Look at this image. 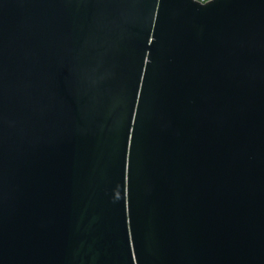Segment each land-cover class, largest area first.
<instances>
[{"label":"water","instance_id":"obj_1","mask_svg":"<svg viewBox=\"0 0 264 264\" xmlns=\"http://www.w3.org/2000/svg\"><path fill=\"white\" fill-rule=\"evenodd\" d=\"M0 264H264V0H0Z\"/></svg>","mask_w":264,"mask_h":264},{"label":"built area","instance_id":"obj_2","mask_svg":"<svg viewBox=\"0 0 264 264\" xmlns=\"http://www.w3.org/2000/svg\"><path fill=\"white\" fill-rule=\"evenodd\" d=\"M200 1H203V2H205V1H208V0H200Z\"/></svg>","mask_w":264,"mask_h":264}]
</instances>
